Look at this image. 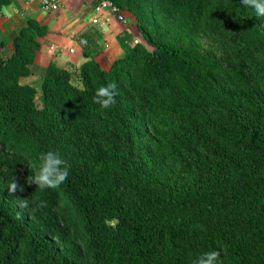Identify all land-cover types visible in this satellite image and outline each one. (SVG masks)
I'll use <instances>...</instances> for the list:
<instances>
[{"label": "trees", "instance_id": "16d2710c", "mask_svg": "<svg viewBox=\"0 0 264 264\" xmlns=\"http://www.w3.org/2000/svg\"><path fill=\"white\" fill-rule=\"evenodd\" d=\"M238 1L158 0L204 19L214 35ZM45 27L29 18L12 56L0 53V264H193L210 251L221 253L217 264H264V20L240 13L224 54L147 35L153 49L138 42L106 69L85 47L83 88L51 63L39 95L21 82L32 62L22 42ZM78 38L92 40L86 30ZM110 82L115 104L103 109L93 97ZM145 141L191 181L148 169ZM50 150L65 161L66 181L29 185L30 163L38 168ZM13 177L23 192L9 194ZM66 212L77 233L64 228ZM112 218L114 229L104 223Z\"/></svg>", "mask_w": 264, "mask_h": 264}, {"label": "rangeland", "instance_id": "374dc122", "mask_svg": "<svg viewBox=\"0 0 264 264\" xmlns=\"http://www.w3.org/2000/svg\"><path fill=\"white\" fill-rule=\"evenodd\" d=\"M129 2L130 4L128 0L117 1L124 20H118L110 13H104L107 20L105 24L99 25L94 23L91 30L85 29L92 40L89 43L87 41L84 43L86 38L78 39L83 48L89 47L90 58L97 60L100 66L106 69L110 67L116 58L132 51L138 42H141L150 50L153 49L148 37L155 41L184 45L193 50L224 54L228 49V45L223 43V39L226 37V32L229 31L228 28L237 24L238 15L240 13H248L256 16L254 9L246 7L239 0L237 5L230 6L225 12L224 20L231 21L228 27H223L220 31L222 35H214L209 31L204 19L202 22H199L197 19L186 16L183 11H170L160 4L158 0H154L151 5L144 2ZM101 14L96 13L99 16ZM259 18L264 20V17ZM47 32V26L42 30L30 29L26 32L22 48L27 50V56L32 59V62L29 63L31 72L22 75L21 82L32 84L37 88L38 94L41 95L44 72L49 64L54 63L69 71V80L73 85L83 88V78L79 67L83 62L88 60V57L85 61L76 65L75 63L65 62L60 59L59 52L53 49L50 43L46 51L42 50V40ZM14 51L15 48L11 38H8L4 42V46H0V53L6 58L11 57ZM169 133H172V131ZM138 153L139 159L145 160L148 169H154V171L159 167L158 171L164 169L162 172L172 182L183 184L191 181L190 170L184 169L181 164L166 162L169 158H163L160 154H155L153 148L149 147L146 141L143 143V147L138 148ZM158 162H160V166H158ZM30 164L36 168V171L38 170L35 163ZM67 218L70 219L75 228L71 229ZM63 219L64 228L67 229V232H78V224L73 220L70 213H64Z\"/></svg>", "mask_w": 264, "mask_h": 264}, {"label": "crops", "instance_id": "0c3cea01", "mask_svg": "<svg viewBox=\"0 0 264 264\" xmlns=\"http://www.w3.org/2000/svg\"><path fill=\"white\" fill-rule=\"evenodd\" d=\"M96 3L97 0H61L58 11L46 12L38 2L0 1V37L6 41L11 38L12 41L27 25L28 19H34L48 27V32L42 40V50L46 51L50 43L52 48L59 52L60 59L79 65L87 59L78 38L79 33L92 29V19L97 16L94 11ZM104 15L101 14L103 17Z\"/></svg>", "mask_w": 264, "mask_h": 264}, {"label": "clouds", "instance_id": "9594fccd", "mask_svg": "<svg viewBox=\"0 0 264 264\" xmlns=\"http://www.w3.org/2000/svg\"><path fill=\"white\" fill-rule=\"evenodd\" d=\"M241 3L246 7L254 9L257 17H264V0H241ZM116 89L117 85L115 82H110L106 86L101 85L96 90L93 102L100 105L103 109H109L115 104ZM39 160L38 170L26 178L29 185L35 184L37 188L42 190L46 188L56 189L66 181L69 173L65 166V161L59 152L50 150L41 153ZM7 186L9 194L14 195L18 190L20 192L24 191L23 185L15 177H13ZM28 203L27 200H21L19 207L26 209ZM104 223L107 227L114 229L119 221L117 218H112L110 220L105 219ZM220 254L219 251L205 252L195 259L193 264H217Z\"/></svg>", "mask_w": 264, "mask_h": 264}, {"label": "built area", "instance_id": "2783aa9c", "mask_svg": "<svg viewBox=\"0 0 264 264\" xmlns=\"http://www.w3.org/2000/svg\"><path fill=\"white\" fill-rule=\"evenodd\" d=\"M30 2L37 1L41 8L46 12H56L61 7V0H29ZM94 11L96 13H110L115 16L118 20H124V16L120 11L119 6L113 0H97ZM105 16L97 15L92 19L93 23L105 24ZM86 41H84L85 43Z\"/></svg>", "mask_w": 264, "mask_h": 264}]
</instances>
